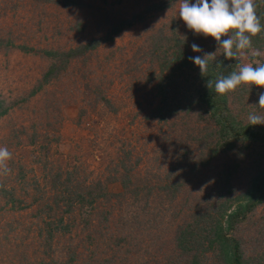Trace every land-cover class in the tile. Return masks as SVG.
Here are the masks:
<instances>
[{
	"label": "rangeland",
	"instance_id": "374dc122",
	"mask_svg": "<svg viewBox=\"0 0 264 264\" xmlns=\"http://www.w3.org/2000/svg\"><path fill=\"white\" fill-rule=\"evenodd\" d=\"M181 2L0 0V147L12 153L0 169V264H185L182 231L245 196L255 155L241 150L260 142L240 131L226 147L190 98L199 70L189 56L225 55L187 28ZM261 32L236 71L264 63ZM261 92L228 93L237 126L264 115ZM229 234L264 264V199ZM206 247L198 264H223Z\"/></svg>",
	"mask_w": 264,
	"mask_h": 264
},
{
	"label": "trees",
	"instance_id": "16d2710c",
	"mask_svg": "<svg viewBox=\"0 0 264 264\" xmlns=\"http://www.w3.org/2000/svg\"><path fill=\"white\" fill-rule=\"evenodd\" d=\"M256 13L262 27H264V9L262 12L256 8ZM256 37L259 39V36L256 35L251 37V41L253 39L255 40ZM181 54H184V52L181 51ZM199 56L202 57L201 55ZM185 63L186 59L182 64L184 65ZM237 63L236 58L228 59L226 56L224 58L219 57L216 60L207 58V71L205 75H202L199 66L194 62L190 66L194 72L199 70V77L196 79L198 81H194L195 83L192 82L190 85L191 89L197 92L194 95L192 94L190 98H193V102L196 100V103L200 106V115L203 120L210 117L214 119L215 123L221 125L219 127V131H221L220 138H227L224 145L229 148L234 146L235 142L231 138L235 137L237 141L241 134L240 131L244 132V139L260 142V145L254 146L250 150L248 149V145H245L242 147L243 150H241V153H245L248 156L250 154L255 155L251 164L252 167H250L251 172L245 175L246 178L248 177V180H246L248 188L244 193L245 196L242 198L240 196L234 198L227 197L216 209L215 214L210 215L208 220H206V225L208 226L198 229L189 226L182 231V234L179 236L181 242L179 241L178 246L181 248L179 256L188 257L185 264H198V254L201 253L198 244L202 245L204 250L208 246L210 249L212 248L218 252L219 259H223V264H253L251 257H246L244 254H241L239 244L232 239L229 231L235 223L240 221L241 217L245 216L248 211L254 209L256 204L264 199V124L251 125L248 123L245 126H237L236 120L226 114L225 103L228 93L219 95L215 92L214 88L218 78L227 77L236 71ZM208 80L213 81L212 90L206 87ZM172 91L175 92L173 87ZM176 94L175 92V94L167 96V103L165 99V105L167 104L170 107L174 106ZM207 123L210 124L209 121ZM237 128H241V130ZM214 134L215 132L213 130L209 131V138L211 139ZM219 144L221 143L216 142L215 148L213 149H218ZM236 160H232V166L236 167L235 171H237V167H240V163ZM232 173L230 171L228 174L230 175Z\"/></svg>",
	"mask_w": 264,
	"mask_h": 264
},
{
	"label": "clouds",
	"instance_id": "9594fccd",
	"mask_svg": "<svg viewBox=\"0 0 264 264\" xmlns=\"http://www.w3.org/2000/svg\"><path fill=\"white\" fill-rule=\"evenodd\" d=\"M179 17L185 22L187 28L197 35L211 36L223 48V54L228 59L237 58L243 50L251 48V37L258 35L262 27L256 13L255 0H182L179 7ZM228 36L227 39H222ZM235 48V51L233 50ZM195 52H200L196 44L192 45ZM253 55L259 52L253 51ZM211 54L189 57L199 66L202 75L207 71V57ZM247 85L251 90L253 85L264 87V63L256 66L245 64L239 66L238 71L232 72L227 77L218 78L215 82V92L225 95L235 91L240 85ZM206 87L213 88V81L208 80ZM258 107L264 111V92L259 93ZM249 124H264V115L250 114ZM12 158V153L7 147H0V169L8 171L7 161Z\"/></svg>",
	"mask_w": 264,
	"mask_h": 264
}]
</instances>
